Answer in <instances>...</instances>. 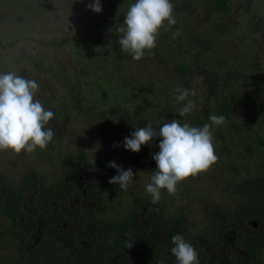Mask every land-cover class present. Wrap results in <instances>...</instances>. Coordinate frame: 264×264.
I'll return each instance as SVG.
<instances>
[{
    "label": "trees",
    "instance_id": "1",
    "mask_svg": "<svg viewBox=\"0 0 264 264\" xmlns=\"http://www.w3.org/2000/svg\"><path fill=\"white\" fill-rule=\"evenodd\" d=\"M52 1L54 13L60 11L55 4L69 13L67 26H47L56 20L44 5ZM107 1L101 0L103 11L95 13L88 8L90 0H0V73L38 83L34 101L54 113L46 128L55 133L43 150L0 151V238L12 251L0 264H81L73 258L72 244L50 230L65 208L71 209L72 224L93 237L86 257L92 264H129L130 259L123 261L130 256L127 251L142 264H169L175 259L171 237L177 234L197 250L199 264H218L217 245L231 231L235 251L226 264H264V228L247 224L264 219V169L246 167L250 141L230 122L240 113L241 126L259 139L264 118L253 127V107L229 97L237 80L223 67L234 66L226 59L229 46L244 58L233 60L241 68L248 65L245 55L264 50V0H171L178 22L160 30L154 56L146 50L139 64L121 50L117 31L135 0ZM210 41L223 44L217 55L206 48ZM244 74L250 88L252 72ZM196 76L208 81V90L196 89L190 98L197 107L180 117L178 109L186 101H176V89H191ZM245 104L246 109L240 107ZM210 114L225 117L213 129L218 159L178 183L175 196L162 190L153 204L146 185L130 192L109 183L118 174L108 167L112 161L133 169L131 184L139 176L151 183L156 169L151 157L159 151V140L142 145L139 153L125 150L124 138L136 127L151 123L158 128L172 119L202 127L210 123ZM83 130L89 139L77 136L73 142ZM86 174L96 177L86 180ZM208 180L205 187L191 186ZM130 238L134 244L127 249Z\"/></svg>",
    "mask_w": 264,
    "mask_h": 264
},
{
    "label": "clouds",
    "instance_id": "2",
    "mask_svg": "<svg viewBox=\"0 0 264 264\" xmlns=\"http://www.w3.org/2000/svg\"><path fill=\"white\" fill-rule=\"evenodd\" d=\"M88 8L95 13L103 11L101 0H90ZM124 16L122 26L117 29L121 34L118 44L136 61L145 58L146 50L154 56L152 50L157 47L160 30L167 31L178 22L171 0H135ZM178 35V32L173 33V39ZM38 87L35 80L14 72L0 73V151L32 153L37 148L46 149L53 140L55 133L46 125L54 113L45 110L39 100L34 101ZM176 92L179 93L175 97L178 103L186 101L178 109L179 116L187 117L197 107L195 100L190 98L196 97L197 91L195 88H177ZM208 120L210 123L202 127L181 123L179 119H172L158 128L149 123L145 127H136L130 137L124 138L123 147L134 153H139L142 145L159 140V151L151 157L156 162V169L152 171L151 183L146 185L153 204L161 200L162 190L175 196L178 183L207 171L218 159L213 129L223 125L225 117L210 114ZM108 167L115 168L118 173L109 179V183L126 191L135 175L133 169H124L114 161L109 162ZM171 241L174 246L170 252L176 264H199L197 250L183 236L173 235ZM133 244L131 238L125 241L127 249Z\"/></svg>",
    "mask_w": 264,
    "mask_h": 264
},
{
    "label": "rangeland",
    "instance_id": "3",
    "mask_svg": "<svg viewBox=\"0 0 264 264\" xmlns=\"http://www.w3.org/2000/svg\"><path fill=\"white\" fill-rule=\"evenodd\" d=\"M102 2H104V0H102ZM101 2V3H102ZM132 1L129 0V3H131ZM49 4H45L47 7L46 9H48L49 13H52V18H56V20L52 21L50 24H48L47 26H54V27H64L67 26L69 24V21L71 19L69 13H62L64 11V6L63 4L59 5L55 4V7L60 9V11H58L57 13H54V11H56L55 8L52 7V2ZM134 3V1H133ZM107 5H111L112 2L109 0L106 2ZM56 21L58 22L57 24ZM55 24V25H52ZM42 30L46 31V24L43 25ZM223 44L218 43L216 41H210V44L206 47L207 49H209L211 52H213V54L217 55L218 52H220V50L222 49ZM261 47H264L261 46ZM227 55H226V59H229L230 63L233 64L234 66H227V65H223V67H227V70L230 71L229 73H233L236 80H237V84L234 85V87H232V89L229 92V97L232 98L234 95H236V99H238V101L240 103H243L246 101L247 104L251 105L253 107V111L255 114V120L254 122V126L258 128L259 125V120L264 118V50L262 52H254L251 54H247L244 57L247 58L245 59L246 61H248V65L244 66V67H240L239 63L236 62L234 63V59H244L241 58L239 56V52L236 48L229 46L228 48L225 49ZM254 54H258V57L255 58ZM146 57V56H145ZM144 58H142L141 60H143ZM133 61H135L136 63H141L140 61H136L133 59ZM123 67H125L128 71L129 69V65L128 63L124 64ZM250 71L252 72V76L250 78V88L247 87L249 80L247 78V76L244 74V72H246V74L248 75L250 73ZM235 72H242L243 74H236ZM208 81L204 80L202 77L200 76H196L195 77V81L192 83L191 87L195 88L197 90H201L202 92H205V90H208ZM239 85V86H238ZM185 88V87H184ZM248 94H252L254 96V99H250L245 98L247 97ZM201 98H206V94L202 93L199 95ZM241 105L240 107L244 109L245 106L247 107L248 105ZM242 110V109H241ZM235 120L230 121L231 123H235V125L237 126L238 131L241 132L240 134L243 135V138L247 139L250 141V149H249V154L247 155V168L253 170V171H259L260 169H264V134L262 135L263 137H260L259 139H257V135L255 134L253 129H246L244 127L241 126V122L239 120L242 119L241 114H237L234 116ZM252 122V123H253ZM232 135H236V133L234 134V131H232ZM80 136L79 138H81V140H85L89 139V133L85 132L84 130L79 132V134H76L73 138L74 141L76 142L77 140L76 137ZM87 144V143H86ZM89 144V143H88ZM87 144V145H88ZM49 164H45V168L49 169ZM50 170V169H49ZM94 177H96L95 174H86L85 175V179L86 180H90L93 179ZM210 180H208L207 182H202V183H192L191 186L196 187H205L207 186V183H209ZM137 184H131L129 186V190L130 192L133 191L134 188H136V185L138 186L140 184V189H141V184L143 185H147L150 182L144 181L143 179H141V176L138 177V181L135 182ZM194 188V189H195ZM194 189L192 190V192H194ZM139 192V189H138ZM181 198V197H179ZM178 198V199H179ZM125 200H122V203L127 204V202L129 201V197ZM76 203H72L71 207L74 206ZM115 208L118 207V202H114L112 204ZM64 216L63 217H58V219L56 221H54L53 226L50 228V230L52 232H54V234H56L58 237H65L66 241L70 242L72 244L73 250H72V254L73 258H76L77 260H79L81 264H92L91 260L87 257V252H89V249L92 248V244H93V237L91 235H84L82 230L80 231L79 227L76 225L72 224V220H70V214H71V209L70 208H65L64 210ZM142 224H147L148 221L147 219H141ZM4 224V222H2V220L0 219V229L2 227V225ZM248 226H252L253 228H257V227H262L264 228V219H258V220H250L249 223H247ZM246 224V225H247ZM91 236V237H89ZM38 239V237L36 238ZM8 242L3 241L2 238H0V261H2L4 258H6L8 256L7 253L10 254V252H12L11 250L7 249L6 250V245ZM8 246V245H7ZM217 249L216 252L214 254L217 255L219 263L218 264H226V257L228 254H230L231 252L235 251L234 250V232H229L224 234L222 241L217 245ZM102 258V257H101ZM108 257H106L107 259ZM130 258H125L123 261L128 260ZM66 261H71V259L66 258ZM109 264V261H107ZM96 263V261H94V264ZM97 264H100V262ZM129 264H142L141 261L139 260H133L130 259ZM169 264H176V260L174 259L172 262L170 261Z\"/></svg>",
    "mask_w": 264,
    "mask_h": 264
},
{
    "label": "flooded vegetation",
    "instance_id": "4",
    "mask_svg": "<svg viewBox=\"0 0 264 264\" xmlns=\"http://www.w3.org/2000/svg\"><path fill=\"white\" fill-rule=\"evenodd\" d=\"M127 254L130 255V256H127V258L134 259L133 256H132V255H133L132 253H129V252L127 251ZM127 254H126V255H127ZM121 264H125V263H121Z\"/></svg>",
    "mask_w": 264,
    "mask_h": 264
}]
</instances>
